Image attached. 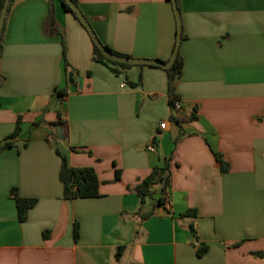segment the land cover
<instances>
[{"label": "crops", "instance_id": "1", "mask_svg": "<svg viewBox=\"0 0 264 264\" xmlns=\"http://www.w3.org/2000/svg\"><path fill=\"white\" fill-rule=\"evenodd\" d=\"M76 1L114 52L171 59V2ZM177 5L180 110L169 104L165 69L134 65L117 75L94 61L89 34L59 1L54 23L48 0L15 1L0 56V145L11 143L0 153V264H264V0ZM173 115L195 120L179 127ZM18 119L21 132L9 139ZM59 120L64 129L53 125ZM61 155L72 168L94 169L99 197L64 198ZM168 159L166 204L157 205L155 187L140 212L137 184ZM13 189L37 200L25 222Z\"/></svg>", "mask_w": 264, "mask_h": 264}, {"label": "trees", "instance_id": "2", "mask_svg": "<svg viewBox=\"0 0 264 264\" xmlns=\"http://www.w3.org/2000/svg\"><path fill=\"white\" fill-rule=\"evenodd\" d=\"M16 0H11L10 5L8 7L7 16L5 19V23L3 26V32H2V38H1V45H0V56L3 48V41H4V34L5 29L8 22V16L10 14V11L14 5ZM51 4V11H50V18L52 20L51 23H54V8H53V2L55 0H48ZM59 1L62 6L64 7L65 11L72 14L73 17L80 23V25L84 28V26L81 24V22L76 17L75 13L71 10V8L67 5V3L64 0H57ZM75 4H77L76 0H72ZM171 2V0H167ZM178 2V0H176ZM5 0H0V14L2 12L3 6H4ZM50 23V24H51ZM51 30H53L54 33H60V31L54 27ZM62 36V46H63V60L65 61V68L68 69L69 64L66 60V47H65V36L63 33H61ZM183 39V36H182ZM93 44V58L94 61L97 63H100L107 68H109L113 73L120 74L122 71L129 69L133 67L134 65H126V64H118L111 62L107 60L97 49V47ZM176 44V43H175ZM104 47L111 53H113L116 56L119 57H129L126 55L119 54L117 52H114L109 47ZM175 49V47H174ZM174 52V50H173ZM183 58L179 52L178 57L171 68L165 69V72L168 76V95H169V104L172 108H176V103L179 102V97L176 94V86L177 81L179 80L182 69H183ZM141 66V65H139ZM152 67V66H151ZM159 68L160 67H155ZM162 69V68H161ZM133 87L138 86V84H130ZM57 97L64 101V99L67 96V93L65 91L56 90ZM59 119H61L59 115ZM195 117H189V118H179L176 115L171 116V122L177 124L179 127L186 122V121H194ZM21 120L18 119V124L16 126L15 131L13 132L12 136L9 139H14L17 137L21 132ZM54 126H59L64 129L65 123L62 120H59L57 123L53 124ZM184 135L183 133L181 136ZM179 139V138H178ZM177 139V140H178ZM177 140H175V143H177ZM153 145H157L156 140L153 141ZM11 146V143L6 142L4 145H0V153ZM60 155V153H59ZM217 162L221 165V171L223 173H227L229 171V165L227 162L224 161L223 157L220 154L215 153L214 154ZM61 170H60V181L64 186V198L68 200L73 199H90V198H97L100 196L99 194V186L100 182L98 179V176L94 169L92 168H72L69 166L67 159L61 155ZM171 185V172H170V162L169 159L165 163L164 166H156L153 168L151 174L145 178L144 180L139 181L137 184L135 191L137 194V197L139 201L141 202V209L140 212L144 209L147 202L151 199L153 196V190L155 187L161 188V196L158 199L157 205L159 207L164 206L167 202V193L168 189ZM12 195L16 202V207L18 211V218L20 222H25L27 220V216L29 211L35 207L37 204L36 199H28V198H22L19 196L17 189L12 190ZM155 214L154 209H151L146 214H141L142 219H147ZM186 215H195L194 211H189L186 213ZM46 236V235H45ZM74 237L75 241L79 239V226L78 224H75L74 226ZM208 251V247L205 245H199L197 254L199 257H202L206 252ZM260 256H264V254H260Z\"/></svg>", "mask_w": 264, "mask_h": 264}, {"label": "water", "instance_id": "3", "mask_svg": "<svg viewBox=\"0 0 264 264\" xmlns=\"http://www.w3.org/2000/svg\"><path fill=\"white\" fill-rule=\"evenodd\" d=\"M67 5L71 8L73 13H75L76 17L78 20L81 22V24L84 26L85 30L89 34L92 42L94 45L97 47V49L100 51V53L109 61L118 63V64H126V65H141V66H152V67H160L162 69H169L172 67L174 62L176 61L178 54L180 52V46L182 42V22H181V17H180V12L179 8L177 5L176 0H171V3L174 8L176 20H177V33H176V44H175V49L172 54L171 59L164 63L158 60H141V59H133L130 57H119L114 55L113 53L109 52L104 45L101 43L97 35L95 34L91 24L87 20V18L84 16V14L81 12L79 9L78 5L75 4L72 0H64ZM11 0H5L2 12L0 14V45H1V38H2V32H3V26L5 23V19L7 16V11L8 7L10 5ZM69 79L71 81L72 79V74L69 75ZM1 81V77H0ZM63 129H59L58 134L61 139H64V136L62 135Z\"/></svg>", "mask_w": 264, "mask_h": 264}, {"label": "built area", "instance_id": "4", "mask_svg": "<svg viewBox=\"0 0 264 264\" xmlns=\"http://www.w3.org/2000/svg\"><path fill=\"white\" fill-rule=\"evenodd\" d=\"M175 109H176V110H180V109H181V104H180V102L176 103V108H175ZM166 126H167V124L164 122V123H162V124L160 125V129H161V130H165V129H166ZM148 150H149L151 153H155V151H156L154 145L149 146Z\"/></svg>", "mask_w": 264, "mask_h": 264}]
</instances>
